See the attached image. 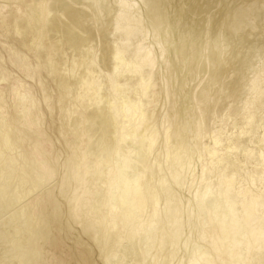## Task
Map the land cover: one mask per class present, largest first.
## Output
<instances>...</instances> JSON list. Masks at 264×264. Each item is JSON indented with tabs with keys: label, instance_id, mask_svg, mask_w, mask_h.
<instances>
[{
	"label": "bare ground",
	"instance_id": "6f19581e",
	"mask_svg": "<svg viewBox=\"0 0 264 264\" xmlns=\"http://www.w3.org/2000/svg\"><path fill=\"white\" fill-rule=\"evenodd\" d=\"M48 1L50 0H0V30L8 35L7 37L9 44H6L9 46V50H6L8 47H6V41L4 42V39L3 42L5 44V47L1 44L0 45L3 47V49L5 48V52H9L11 56L13 55V53L17 55V57L12 56L11 58L13 59L10 60L9 58L8 60H10V63L12 60H14V66L18 65L19 63L20 66H24L25 69H23L22 66L21 68L25 72L24 74L30 77L29 79L31 81L27 82L26 80H22V77H18V75L14 77L13 75H10L7 72L5 66V56L1 53L0 220H2L0 221V264H40L41 255L37 251V248L40 244L46 242L51 235V232L48 233V222L52 225L54 232L53 240L49 245V255L51 257V260H49V264H72V256L74 257V259H76V264H127L125 263V251L121 252V249H118L119 246L123 245V239L121 237H118L115 239L113 244L111 243L109 245H106L98 236H95L93 233L88 231V227L91 224H93L98 230L97 234L99 232H108L110 230L109 228L115 227L122 231V234L125 238L135 236L141 237L144 244H146V248L143 245V251V248L141 247L143 255H140L139 264H155L157 262V258L168 244L167 242L174 246L179 244L182 239L185 240V235H183L184 231H186L184 230V228H186L185 225L189 224L186 225L189 227L190 225H192L191 222L193 221V215H185L183 214V210V212H181L179 208L182 207L181 209H184L183 206H179L178 208L177 205H179L181 202L177 203V205L173 203L178 199V197L176 199V197L173 196L175 200H171L170 197L172 195L170 196L171 192L169 193L171 186H168L170 184H167V178H173V180L176 179L174 181L177 182L178 176L181 175V168H185L187 164H190L193 161L192 157H194V154L192 153V156L189 155L191 149L193 148L190 149L189 145L184 146L185 150H183L181 156V165L179 167H175L174 170L171 169L170 173L165 174L166 177H164V175H161V178L159 177L158 185L156 186V188L152 190L149 189L151 187H149L147 185V182L145 181V172H140L136 176L134 181L130 183L128 182L130 179L129 168L132 167L134 159V146L138 142L145 141L147 152L148 154L152 155V152L157 149V147L154 148V146L158 141L157 137L160 134V131L163 130V133L166 137L171 127V117L168 120L162 122L161 125L159 124L160 126L157 125L159 126V128H156L155 125L152 127L149 126L151 123L150 118L155 114V108L161 100V96L169 93L167 89L169 87L166 86L167 84H165V86L160 85V83L165 80H162L159 83L160 78H162L160 76L162 74L165 75L164 73L167 72L166 71L161 74L160 63H164L165 66H163L164 64H161L163 67H166L169 62L166 57V53H168L167 44L170 40L167 29L168 26L166 25V27L162 28V26H165L166 23L163 25V21L160 22L157 20L158 14L155 16V18L157 17L156 19L152 18L153 20H155V23L154 21H152V24L156 26L154 31L161 30L163 32L161 37L157 35H155L156 37L153 36L157 38L158 44L157 42L155 43L159 46V49L162 52H159V54H161V56L158 55L161 57V59H159L160 57L158 58V56H156L157 52L153 51V48H148V46L146 45L147 43L144 44L149 34L146 37L147 33H145V30H143V21H145L146 18L144 20L142 19V15H140L141 13H139L141 8H139L137 3L135 1L133 2V0L131 1L133 3H136L137 8L140 10L137 11L135 4H131L127 0H119L117 7L114 6L116 10L118 9L117 11H119V13L116 12L118 16L116 13L112 14H116L118 20V22L114 21L116 22L114 31L117 35L120 34V36H122L115 42L114 45H108L107 47L106 53L107 58L109 59L110 67H108L107 70L100 68V70H98L99 73H97L98 75L96 74L97 76L95 77L94 74L92 75V73L90 72L91 69L89 70L85 66L87 65L85 64V61L87 60L86 58L78 59L74 57H64L63 55L59 56L58 50H60V48H62L64 44H67L68 41H71L72 35L74 40V30L77 29L76 27L78 25V13L76 12V10H80L81 13L83 11V9L80 7H76L74 9L73 7L76 6V4H82V7L88 8L92 11L91 19L85 16V21L90 26V28L93 26L94 30L100 32L97 29V27H99L97 25V22L99 23V21L103 19V12L100 10V7L102 6H98L99 0H71V4L67 3L65 0H61L62 9H59L61 10L60 14H58L57 16H53L62 20L60 21L62 23L59 22V25L55 20L54 27L56 26L55 28H57V31H60L63 34V40H60L59 38L58 40H54L50 35V30H48L47 25L48 21H50L48 17H50L51 14L48 7ZM88 1L95 3V7H91V4ZM142 1H140L141 3H138L140 5H144L143 7H145L146 5L142 3H146L148 0H146V2L145 0L144 2ZM162 1L163 0H161V3ZM165 1L167 3V0ZM149 2L150 6H152V2L154 3V0L148 1V3ZM159 2L160 1L158 0V2H156L157 4L155 3V5L159 6ZM181 2L183 3L184 1L181 0ZM260 2L261 0H243L242 5H239V7H237L232 13L233 17L230 24L232 30H238L239 24L245 20H249L248 18H251V20L254 21L257 18H261L256 15V12L258 11L264 13V6L259 5ZM105 4L106 3H104V5ZM166 5L169 4L167 3ZM151 9L152 7L150 8V10ZM72 10H75V13H73ZM146 10L149 9L146 8ZM153 10L156 12L157 8H153ZM38 11L39 14L37 15L35 21H33V19L35 18V14ZM143 12L146 13L147 11ZM163 12L165 13L164 9L162 13ZM148 13L142 14L146 17V15L148 16ZM159 13V15H161V12ZM149 14L152 15L153 13ZM163 17L165 18L166 15H164ZM111 18H113V15ZM111 18L108 19H110L112 22L113 19ZM67 19L68 23H65V20ZM108 19L106 20L107 23L109 21ZM73 21H77V25H75L76 23L74 24ZM72 22L74 24L73 26ZM208 23H210V20ZM30 25H34V31H36L35 40H33V43H35L37 47L36 48L34 45L37 57L40 51L43 50V52L41 53L44 59L42 75H38L36 73V68L39 65L38 58H29L27 54L29 52L21 48L17 42L19 38H21L20 34L23 33V27H29ZM146 29L149 30V28ZM94 30H89V35L88 37L86 36L88 43H86L84 46H81L80 48L75 47L74 52L77 55L80 54L81 51H86L85 53H87V56L90 55L89 53L96 46V41L98 40L97 38L96 40L93 37L94 35H96L94 34V32L96 31ZM263 30L264 28L261 31ZM109 32L110 31L108 30V34ZM3 33L0 36L1 39L3 38ZM261 34H263L264 36V33ZM97 35L95 37H98L99 40H101L100 44H102L103 35ZM150 37L152 38V35H150ZM242 39H247V41L249 40L248 36L244 33L242 35ZM109 41L111 42V39ZM110 42L108 43V41L106 40V43L110 44ZM149 47H151V45ZM9 53H7V56L9 55ZM33 56H35V53L33 54ZM239 61L241 62L242 58ZM49 62L50 65L51 63H55L61 68L59 74L57 75V79L61 83H65L67 85H73L74 82H72V78L73 76L76 77L77 75V73L76 75H71V72H75L76 67L82 69V71L79 72L77 79V82L79 80L82 81L78 83L80 84V90L77 91L76 89H74V86H69L65 90V94L68 99L73 98L77 94L81 96V103H78L75 106L73 105L70 107H63L59 104V98L56 94L50 95L47 92V90L52 86V74L50 73V71H48ZM13 65L11 64V66ZM261 69L262 71L264 70L263 68L258 69L259 72L257 71L255 75H257V73H260ZM23 71H20L22 72L21 74H23ZM168 74L169 73H167L166 76ZM14 78L17 81L16 83H21H15L16 86L22 85V87L19 86L20 91L13 85L15 82ZM256 78L255 80L257 81L258 79ZM253 80L250 83H253ZM32 81L34 82L33 85H35V87H38V93L40 96L36 95L35 92L37 91H34L35 88L33 89L32 87ZM169 81H167V83ZM77 82H75L76 86L78 85ZM162 83L164 84V82ZM102 85L105 86L107 92L106 96H104L105 102H108V105L106 106L107 108H104V112L108 114V116H104H106L109 121L106 119L107 121L105 123L101 122L102 125L100 126L103 127L105 131L110 130L111 134L109 136V140H111V145L114 146L115 149L119 146L121 147L122 142L127 139L131 144L133 143V145H129L130 148H133L127 151H123L122 153H115L114 156L109 158L107 162L105 160H101V162H106L103 163V167L100 166V157H98L99 154L96 155V160H94V163L96 162L99 170H97L95 174L96 184L93 188V198L86 208V213L83 217L79 213L77 203L80 197V192L87 185L84 170L82 169L83 165L86 164L85 160H82L80 158L78 159V156L76 157V155H74V165L77 167L71 170L69 173L65 175L63 174L60 179L59 195L61 199L64 198V201L66 200L64 205H66L67 207L64 208V202L62 203L61 199L53 193V190H40L45 182H48L49 180L54 178L56 169L59 166V151L55 147L52 138L45 131L46 129L44 127V117L46 112L44 111L45 108L43 107V104L45 102L46 105H44L57 122L54 131L58 134V136L65 137L72 130L71 126H75V129L82 132L86 127H88L85 125L87 111L90 108L96 107L102 109L101 106L105 105V102H103L101 95L103 94L102 88H104ZM156 85L158 87H156ZM256 85L257 84L255 83L254 86ZM249 86H251V84ZM259 86L261 87V84ZM152 91V95H149V93ZM251 94L254 95H250V97H248V105L250 104V102V105H252V101H254V99L259 102V98L264 95V90H259L258 92ZM168 97L170 96H167V98ZM242 104L244 103L242 102ZM254 106L255 105H253V107ZM173 107H175V105L170 106L169 111L172 112ZM244 107V111L242 110L243 116H248L247 118H250L251 112H254L251 111V109L253 110L252 106H250L251 109H249L250 107L244 109ZM239 109H242V107H239ZM255 109L258 111L256 107ZM72 116H74V122L70 121L72 120ZM243 116L241 115V117ZM110 117H112L111 120ZM244 119L246 120L245 117ZM229 121H231V118ZM236 122L237 121L235 120V123ZM239 123H237L236 125H240ZM244 124H246V122ZM143 126H145V129H143L142 133L139 134V131ZM256 126L257 125L255 124L254 127L256 128ZM221 127H223V125ZM239 128L240 127H238V130ZM216 130L217 128H215V131ZM229 130L230 132H232L230 128ZM229 130L226 129L225 131L227 132ZM254 130L256 129H253V131ZM206 131L207 133L209 132V130ZM221 132H224V130L220 131V133ZM230 132H228L229 134L227 133L228 136L231 134ZM209 134L210 133H208V135ZM139 135L143 136L141 140L138 138ZM216 136H212V140L215 139L213 140L215 141L214 147H210L212 149H210V151L208 150V152H206L207 150L205 149L206 153H204V159H206L207 162H204L205 165L202 167L201 171L203 173L202 178H204V176L206 175H211L212 177H214L212 181L206 182L207 187L205 189V193L213 191L215 194H217L219 203L217 206H215V208L203 206L202 204H200V200L195 203L201 210L204 209L202 212H204V214L206 213L207 218L203 219L204 222L202 223V225H204V227H201L199 225L201 227V232L200 235H198V238L196 237V234V242H194L195 240L192 239L193 234L189 233V237H186L187 239L185 246L189 244L191 245L193 243L196 245V248L194 246H191L194 247L196 253L192 251V253H194L191 257L194 256L195 258L192 259L193 263L191 261L190 264H253V261L255 262V264H264V193L255 192V188L262 187L264 189V139L263 141H261L263 142V147L262 149H259L258 147L260 145L258 143V146H256V143L253 144L254 142L250 141L249 142L253 145H251L252 147L248 144L239 145L237 141H234L236 142V145L233 144L234 146L232 145L233 142L231 143V146H229L228 144H224L222 146L220 135L217 136L220 137V139H217ZM237 138L239 139V137ZM227 140L228 138L226 139V141ZM224 141L225 139L222 142ZM226 141L225 143H227ZM253 141L257 140L255 139ZM64 143L68 146L70 140L67 138V141ZM33 144L36 145V151L34 150L32 155H27V150ZM109 149L112 150L113 147H110ZM239 149H242V154L244 153L246 155V159H243L242 157L243 160H246L245 162H247L249 159L251 160L252 157L258 158V160H260V162L257 161L260 163L259 167H257L253 171H249L247 170V168L245 170L244 167H246V165L243 164L244 161H239V155L240 157L242 155L240 154L241 151H239ZM200 151L198 152L197 150L198 154H202L200 153ZM159 155H152L150 156L149 160L159 158ZM69 157L71 159V154ZM201 160H203V157ZM118 162L120 163V165L118 164ZM4 178H10V180L4 181ZM180 180L181 179H179V181ZM171 181L168 183H171ZM30 189L34 192L32 193L31 198L29 199L27 204L24 205L19 212L15 214L11 213L10 215L7 214L5 215V217L3 211L5 207L9 206V203L13 201L11 195L22 194L23 192L30 191ZM37 190L39 191L36 192ZM68 191L69 196H66V194L68 195ZM159 191L164 194V199L166 202H163V200H161ZM173 193L174 192H172L171 194ZM64 196H66V198ZM194 198H197V194ZM163 203L165 204L163 205ZM197 216L198 215H196V217ZM2 217L5 218L3 219ZM67 218H71L70 220H72L73 223L75 222V224H77V227L79 226V230L77 229L79 232L78 235L73 236V232L76 228L73 230V228L69 225L70 223ZM162 222L168 223L172 228V231L170 232L169 240H165L162 236V239H160L161 241L156 239L158 241L157 242L155 238L159 228L163 225ZM166 228L167 226L165 227L164 231L166 230ZM192 229L193 227L191 228V230ZM76 233L77 231L75 232V234ZM11 234L14 235L12 236ZM203 234H208V236L206 235L207 237H203ZM69 239L73 240V246L68 247ZM23 243L26 248L22 247ZM169 244L167 246H171ZM252 245H255L257 251L253 249L255 250V253H251V255H253L252 257L250 256L251 258L249 259V261L243 262L246 261L245 258L242 261V257H244L243 254L246 255L247 251L251 249L250 247ZM153 248H156L155 251L157 252V254L155 253V255L158 256H154L152 258L150 257L151 259L149 258L147 260V257H149L147 256V254L150 255L149 252ZM249 253L250 250L248 251V254ZM139 254H141V251ZM185 261L183 259V264Z\"/></svg>",
	"mask_w": 264,
	"mask_h": 264
},
{
	"label": "rangeland",
	"instance_id": "374dc122",
	"mask_svg": "<svg viewBox=\"0 0 264 264\" xmlns=\"http://www.w3.org/2000/svg\"><path fill=\"white\" fill-rule=\"evenodd\" d=\"M65 1L69 4L72 3L71 0H65ZM118 1L119 0H103V1L99 0V4H101V5L98 4V6L99 7L102 6V7H100V10L103 12L102 13L103 19H101L99 21V23L97 22V25L99 26V27H97V29L100 32L94 30L93 26L90 28V26L85 21V16H87V18L91 19L92 11L88 8L82 7V4L77 5L75 3L76 6H74L73 8L75 9L76 7H80L83 9L84 13H83V11L81 13L80 10H76V12L78 13L77 14L78 25L76 23L77 21L76 22L73 21L74 24L76 23L75 25H77V27H76L77 29L74 30V32H75L74 33V40H73V35H72L71 41H68L67 44H64L62 46V48H60V50H58V53H59L58 55L59 56L63 55L64 57L65 56L66 57H74V58H78V59L79 58H86L87 60L85 61V64H87V65H85V66L89 70L91 69L90 72L92 73V75L94 74L95 77L98 75L97 73H99L98 70H100V68L107 70L108 67H110L109 59L107 58V53H106L107 47H108V45L109 46L114 45L115 42L117 40H119V38L122 36V35L120 36V34L117 35L114 31V28L116 26V22H118V20H117L118 14L117 13H119V11H117L118 9L116 10V8L114 6L117 7ZM127 1L131 4H135V6L137 3L139 8H141V10H140L136 6V10L137 11L140 10L139 13H141L140 15H142V19L144 20L146 18L145 21H143L144 22L143 23V26H144L143 30H145V33H147L146 37L149 34L147 37V39L148 38L149 39L148 40L146 39V42H144V44L147 43L146 45L148 46V48H151V49L153 48V51L157 52V53L155 52L156 56H158V55L161 56V54H159V52L160 53H162V52L159 49V46L157 45L158 42H157V38H155L156 37L155 35L161 37L163 32L161 30L154 31L156 26H154L152 24V21H154V23H155V20H153V19H156L157 17L155 18V16L158 14L157 20L160 22L163 21L164 22V23L162 22L163 25L166 23L165 26H162V28L166 27V25L168 26L167 29H168V35H169L170 40H169V43L167 44L168 53H166V57L169 60V62L166 65V67H163V66H165L164 63L161 62L162 64H164L163 66L160 63V65L162 66V67L160 66L161 74L166 72V71L167 72L164 73L165 75L162 74L160 76L162 78H160L159 83L162 80H165L166 83H165V81H162V82H164V84L161 82L160 85L165 86V84H167L166 86L169 87V88H167L169 93H167L166 95H162L161 100L159 99L160 101L155 108V114L150 118L151 123L149 126L152 127L155 125L156 128L157 127L159 128V126L161 125L162 122L168 120L170 117L172 118V121H171L172 123H171V127L168 131V135L165 137L163 130H161L160 134L157 137L158 141L156 144L158 146L156 144L154 146V148L157 147V149L156 150L153 149L154 151L152 150L153 151L152 155H159L160 154L158 156L159 158L149 160L150 156H152V155L148 154L145 141L138 142L134 146L135 147L134 148L135 150L133 153L134 159H133L132 167L129 168L130 169V174H129L130 179L128 182L130 183V182L134 181V179L136 178V176L140 172H145V181L147 182V185L149 187H151L149 189L152 190V189L156 188V186L158 185L159 177L161 175H164V177H166L165 174L170 173L171 169L174 170L175 167H179L181 165V161H182L181 156H182L183 150H185L184 146L189 145L190 149L193 148V149H191V151H194L195 153L191 152L189 150L190 151L189 155H191L192 153L194 154V157H192L193 161L191 162L193 165L190 163V164H187L185 168L184 167H183V169L181 168V170H180L181 175L178 176V178L180 177L179 179H181V180L179 181V179L177 178V182H176V181H174L176 179L173 180V178L172 179L167 178V184H170L168 186H171V188L169 187L171 190V191L169 190V193L174 192L173 194L170 193V196L172 195L170 197L171 200L173 201V200H175L174 197H176V199L178 197V199L175 200L176 202L174 201L173 203H175L177 205V203L181 202L180 203L181 205L180 204L177 205L178 208H179V206H183L184 209H181L182 207L179 208L181 210V212L184 211L183 214H185V215H190V214H191L190 216L193 215L192 216L193 221L191 222L192 225H190L191 227L189 226L190 229L188 226H186L189 224L185 225L186 228H184V230H186V231H184V234H183V235H185V240L182 239L183 241L181 240L179 244L174 245V246H172L171 244H169V242H167L171 246H167L168 244L166 245V247L163 249V251L161 252L159 257L157 258V262L155 263V264H180V263L183 264V262H182L183 259H184V261L186 259V261H185L186 263L184 262V264H190L192 259L195 258L194 256L193 257H191V256L193 255L194 252L196 253V251L194 249V247L196 248V245L193 243L191 245L189 244V245L185 246L186 245L185 244L186 239L189 237L188 235L193 234L192 239L195 240L194 242H196L195 236L197 234L196 237L197 238L199 237L198 235H200L201 227H204V225H202V223L204 222L203 219L207 218L206 213L204 214V212H202L204 209L201 210L199 208V206L195 203H197L198 200H200V204H202L203 206H207L209 208H211V207L215 208V206H217L219 203V199L217 197V194H215L213 191L205 193V189L207 187L206 182L212 181L214 179V177H212L211 175H206V176H204V178H202L203 173L201 171L202 167L205 165L204 162H207L206 159H204V153L208 152V150L210 151V149H212L214 147V144H215V141H213L215 139L212 140V136H214V135L219 136L220 135V137H221L220 141L222 143L221 144L222 146L224 144H226V145L228 144L229 146H231L232 142H233L232 145L233 144L236 145V142H234V141H237L239 143V145L248 144L251 146L252 143H250V142H254L253 144L256 143V146H258V144L260 145L258 147L259 149H262V147H263V145H262L263 142H261V141H263V139H264L263 138L264 137V99H263L264 95H262V97L259 98V102H257L256 99H254L255 102L252 101V103H253L252 105H250L251 102L248 105L249 101L247 99H249L248 97H250V95H254L251 93L258 92L259 90H264V84H263L264 83V75H263L264 70L263 71H262V69L260 70V73L262 71L263 74L257 73L258 76L255 75L257 71L259 72L258 69H260V68L264 69V36H263V34H261V33H264V30L261 31L264 28V20H263L264 17H262V16H264V13H261V11L256 12V15H258V17H261V18H257V19H255V21L251 20V18H248L249 20H245L242 23H240L238 30L234 31V30H232V28L230 26L231 21H232V17H233L232 13L237 7H239V5L240 6L242 5L243 0H242V2H241V0H186V1L182 0V1H184L183 3L181 2V0H170V2H169V0H167V3L169 5H166L167 3L165 0H163L162 3H161V0H159L160 1L158 4L159 6L155 5V3L158 2V0H154V3L152 2L153 5L151 4L152 6H150V2L148 3V1H153V0H148L147 2L145 0V2L148 4V6H147L146 3H142V4L146 5L145 7H143L144 5L139 4V3H141L140 1H142V0H139V1L133 0V2L135 1L136 3H133L131 0L130 1L127 0ZM48 2H49L48 7H49V10L51 12L50 17H48L50 20V21H48V25H47L48 30H50V35L53 37L54 40H58V38L60 40H63V37H64L63 34L60 31H57V28H55L56 26L54 27L55 20L58 23V25H59V22L62 20L53 16V15L57 16L58 14H60L61 10H59V9H62L61 0H50ZM142 2H144V0ZM89 3L91 4L90 5L91 7H95V3H92V2H89ZM104 3H106V4L104 5ZM113 4H115V5H113ZM259 5L264 6V0H261ZM160 6H161V8H160ZM142 7H143V10H142ZM149 7L150 8L152 7V9H151L152 11L150 10ZM37 8H38V6H37ZM146 8H148L149 10H146ZM153 8L154 9L157 8L156 12L153 10ZM163 9H164L165 13L164 12L162 13ZM166 10L167 11L169 10L168 11L169 14L167 13ZM105 11H107V12H105ZM143 11H147V12L145 13ZM72 12L75 13V10L74 11L72 10ZM104 12L106 13L107 17L105 16ZM148 12L153 13V14L151 15ZM154 12H155V14H154ZM159 12H161V15H159L160 14ZM112 13H116L117 16H116V14H112ZM142 13L143 14L148 13V16L146 15V17H145V15H143ZM38 14H39V11L35 14V18L33 19V21H35ZM107 14L111 15V16H108ZM112 15H113V18H111ZM164 15H166L165 18L163 17ZM143 16H144V18H143ZM148 17H150V18H148ZM161 17H162V19H161ZM108 18L113 19V21L111 22V20ZM107 19L109 20L108 23L106 21ZM147 19H151V20H147ZM102 20H105L106 22L102 21ZM209 20H210V23H208ZM114 21H116V22H114ZM149 21H151V22H149ZM73 22H72V26L74 25ZM148 22H149V27H148ZM60 23H62V22H60ZM65 23H68V19L65 20ZM114 23H115V25H114ZM111 25H112L113 29L111 28ZM33 26L32 25H30L29 27L24 26L23 31H22L23 33L20 34L21 38H19V40L17 42L21 48H23L29 52V53H27L29 58H31V57L32 58H34V57L38 58L39 65L36 68V73L38 75H42V71H43L42 68L44 65V59H43V56L41 55V53L43 52V50L40 51V53L38 54V57H37L36 50L34 49L35 43H33V40H35L36 31H34ZM145 27L149 28V30L146 29ZM152 28H153V30H152ZM91 29L98 32V33L94 32V34H96V35L98 34L99 36L101 34L103 35V38H102L103 43L101 42L102 44H100L101 40H99V38L95 37L96 35L93 34L94 35L93 37L95 39L97 38L98 40L96 39L97 40L96 46L91 50V52L89 53L90 55L87 56L86 55L87 53H85L86 51H83V52L81 51V53L77 55L74 52L75 47L80 48L81 46H84L86 43H88L86 36L88 37V35H89L88 32ZM107 29L110 31L109 34H108ZM146 30H148V31H146ZM2 33H3V31L0 30V36L2 35ZM114 33L116 34V36ZM243 33L248 36V39H249L248 41H247V39L246 40L242 39ZM105 34H106V36H105ZM150 35H152V38L150 37ZM4 36H6V37H4ZM7 36L8 35L3 33V36H2L3 38L1 39V37H0V44L1 45L4 46L6 43L9 44ZM153 36H155V37H153ZM113 38L116 40H114ZM3 39H4V42L6 41L5 44L3 42ZM110 39H111V42L109 41ZM150 39H153L154 41L150 40ZM155 39H156V41H155ZM106 40L108 41V43L110 42V44L111 43L112 44L110 45V44L106 43ZM97 42H99V43H97ZM155 42H157V44ZM7 44H6V47H8V48L6 50L8 51L9 46ZM1 45H0V56H1V53H2V55L5 56L4 57L5 62H6L5 66H6L7 72L10 75H13V77L18 75V77L19 76L22 77L21 78L22 80H26L27 82L28 81L31 82L29 79L30 77L27 76L26 74H24L25 72L22 70V68H21L22 65L20 66V63L16 66H14L15 64L13 65V63L15 62L14 60H12L10 63V60L13 59L11 57L12 56L17 57V55L15 53H13V55L11 56L9 52H7V51L5 52V50H4L5 48L3 49V47ZM150 45H151V47H149ZM35 47H36V45H35ZM7 53H9L8 56H7ZM34 53H35V56H33ZM94 55H96V56H94ZM76 56H78V57H76ZM160 56H158V58ZM16 57H14V58H16ZM6 58H7V60H6ZM9 58H10V60H8ZM241 58H242V61L240 62L239 60H241ZM159 59H161V57ZM11 64L13 66H11ZM14 67H16V68H14ZM22 67H23V69H25L24 66H22ZM60 69L61 68L57 64L51 63V65H50V62H49L48 71H50V73L52 74V81H51L52 86L50 87V89L47 90V92L50 95L56 94L59 98V104L63 107H70L73 105L75 106L78 103H81L82 102L81 96H79L77 94L73 98L68 99L66 97L65 90L69 86H74V89H76L77 91L80 90L79 89L80 84H78V83H80L82 81L79 80L77 82V79H78V74H79V72L82 71V69L79 67H76L75 72H71V75H76V73H77L76 77L73 76V78H72L73 79L72 82H74L73 85H67L65 83H61L57 79V75L59 74ZM20 71H23V74H21L22 72H20ZM167 73H169L168 74L169 77H168V75L166 76ZM254 75H255V77H254ZM261 75H263V76H261ZM163 76H164V78H163ZM259 76H261V77H259ZM15 78H17V77H15ZM255 78L258 80L256 81ZM251 79L252 80L254 79L256 82L253 80V83H250V82H252ZM167 81H169V82L167 83ZM16 82L17 81L15 79V82L13 85L16 87V89L18 88V90H19L20 85L16 86L15 85ZM75 82H77V84H78L77 86L75 85ZM254 82L257 84L256 86H254L255 85ZM16 84H21V83L18 82ZM33 84H34V82L32 83V87H33V89L35 88L34 91H37V92H35L36 95L40 96L38 93V91H39L38 87H35V85H33ZM246 84H248V85H246ZM250 84H251V86H249ZM258 84L259 85L261 84V87ZM102 86L104 88H102L103 94H101V95H102L103 102H105L104 96H106L107 92H106L105 86L104 85H102ZM242 86H243V88H242ZM258 86L261 89H259ZM20 87H22V85ZM156 87H158V86L156 85ZM251 88H252V90H251ZM169 89H170V91H169ZM254 89H256V90H254ZM244 90H246V91H244ZM77 91H75V92H77ZM152 93H153V91L150 92L149 95H152ZM167 96H170V97L167 98ZM162 97H163V99H162ZM242 102L244 104H242ZM246 103H247V106H246ZM257 103H258V105H257ZM44 104H45V102H44ZM44 104H43V107L45 108L44 111L46 112V114H45L46 118L44 117V124H45L44 127L46 129L45 131L52 138V141L54 142L55 147L59 151V153H58L59 166L57 167L58 170L56 169L54 178H52L48 182H45L43 184L42 188H40V190L51 189V190H53V193L55 195H57L58 198H60V195H59L60 184L59 183H60V179H61L62 175L69 173L71 170H73L74 168L77 167L74 165L75 164L74 163L75 158H73V156L76 155V157L78 156V159L80 158L82 160H85L86 164L83 165L82 169L84 170V175L86 178L87 185L80 192V197H79L78 203H77L79 213L84 217L85 213H86V208L88 207V205L90 204V202L93 198V188H94V185L96 184V175L95 174H96V171L99 170V167H97L96 162L94 163V160H96L95 159L96 155L99 154L98 157H100V159H99L100 166H102L103 163H106L109 158L114 156L115 153H122L123 151H127V150L132 149L133 147L130 148L129 145H133V143L131 144L130 141L127 139L124 142H122L121 147L119 146L116 149L114 146L111 145L112 142H111V140H109V136L111 134L110 130L105 131L104 128L100 126V125H102L103 122L105 123L107 120L109 121V119H107V117H106V116H108V114H106L104 112V110H105L104 108H107L106 106L108 105L107 101L105 102L104 106H101L103 111H102V109H99L97 107L96 108H90L87 111L86 119H85V125L88 127H86L85 130H83L81 132V131L75 129V126H73V127L71 126L72 130L65 137L58 136V134L54 131L56 128L57 122L55 121L54 117L50 114V112L47 110V108L45 106L46 104L45 105ZM174 105H175V107H173L172 112L169 111L170 106H174ZM253 105H255V106L253 107ZM250 106H252L253 110L251 109ZM239 107L240 108L242 107V109H239ZM243 107H244V109H246L247 107H250L249 109H251V111H254V112H251L250 118H247L248 116H243V113H242ZM255 107L258 109L259 112L255 109ZM238 109H239V111L240 110L241 111L239 112ZM102 113H103V115H102ZM234 114L237 116H235ZM104 115H106V116H104ZM231 115H232V117H231ZM241 115L243 117H241ZM73 117L74 116H72L71 117L72 120H70L72 122H74ZM236 117H238V118H236ZM244 117L246 118V120L244 119ZM230 118H231V121H229ZM111 119H112V117H110V120ZM235 120L237 121L236 123H235ZM244 120H245L246 124H244L245 123ZM232 121L234 122V124ZM239 121H240V123H239ZM237 123H239L240 125L237 126L236 125ZM241 124L244 126H242ZM255 124L257 125L256 128L254 127ZM157 125H159V126H157ZM222 125H223V127H221ZM225 125H227V126H225ZM210 126H211V128H210ZM144 127L145 126H143L140 129L139 134H141L143 129H145ZM224 127L228 130L230 128L232 130V132H230V130L226 132L225 131L226 129ZM227 127H229V128H227ZM238 127H240L239 130H238ZM241 127H243V128H241ZM215 128H217L216 131H215ZM221 129H223L224 132L220 133V131H223ZM253 129H256V130L253 131ZM206 130H209V132H208V133H210L209 135H208ZM214 131H215V133H214ZM228 132H230L231 134L233 133L232 135L230 134L232 137L230 135L228 136V134H229ZM234 132H236V133H234ZM55 134H56V136H55ZM210 135H211V137H210ZM225 135H227V136H225ZM217 136H216V138L220 139V137H217ZM235 136H236V138H235ZM37 137H40V136H37ZM66 137L70 140V143L68 146L65 145V143H64L67 141ZM142 137H143L142 135H139L138 138L141 140ZM224 137H226V138H224ZM237 137H239L240 140ZM240 137L244 140H242ZM222 138H223V140L225 139V141L228 138V140L226 141L227 143H225V141L222 142L223 141ZM246 139L248 142L249 141L250 142L248 143L246 141ZM251 139H252V141H251ZM255 139L257 141H253ZM248 145H245V146H248ZM110 147H113V149L110 150L109 149ZM210 147H212V148H210ZM35 149H36V145L33 144L27 150V155H32V153ZM195 149H196V151H195ZM158 150H160V151H158ZM197 150H198V152L201 150L200 153H202V154H198ZM241 150L242 149H239V151H241ZM154 152L155 153L157 152V153L155 154ZM70 154H71V159L69 157ZM240 154H242V151L240 152ZM201 156L203 157V160H201L202 159ZM242 157H243V159H246V155L244 153L241 155V157L239 155V161L240 162L244 161L243 164L246 165V167H244V165H243L245 170L247 168V170L253 171L257 167H259L260 160H258V158L252 157L251 160L249 159L250 161L248 160L247 162H245L246 160H243ZM101 160H105L106 162L105 161L101 162ZM196 161L197 162L199 161L198 162L199 164ZM257 161H259V162H257ZM249 162H250V164H249ZM247 163H248V165H247ZM118 164L120 165L119 162H118ZM196 164H198V165H196ZM263 166H264V162H263ZM188 168L189 169L191 168V169L189 170ZM182 176H183V178H182ZM3 180L9 181L10 178H4ZM170 181H171V183H168ZM174 182H176V183H174ZM38 191L39 190H37L36 192H38ZM66 191H67V189H66ZM33 192L34 191L30 189V191L23 192V193L21 192L22 194L11 195V198L13 201L11 203H9V206L5 207V209L3 211L4 216L7 214L10 215L11 213L15 214V213L19 212L22 209V207L27 204V202L31 198V195ZM255 192H263L264 193V189L262 187L255 188ZM67 193H68V195L66 194V196H69V191ZM159 193L161 195V200H163V202H166L164 199V197H165L164 194L161 191H159ZM196 194H197V198L195 199L194 197ZM66 196H64V197L66 198ZM190 200H192V201H190ZM193 200H194V203H193ZM61 201H62V203L64 202L63 205L66 202V200L64 201V198H62ZM189 202H191V203H189ZM164 204L165 203H163V205ZM65 207H67V206L64 205V208ZM190 210H191V212H190ZM186 213H188V214H186ZM196 215H198V216L196 217ZM70 219L71 218H67V220L70 223V224L69 223L68 224L73 228V230L76 228L75 231L73 232L74 233L73 236H76L79 233L78 232L79 226L77 227V224H75V222L73 223V221ZM47 224H49L48 225V231H49L48 233L51 232V235L49 236V238L46 242L40 244L39 247L37 248V251L41 255L40 264H49V262H50L49 260H51V257L49 255V245L51 244V242L53 240L54 232H53L52 225L49 222ZM162 224L163 225L159 228V230L156 234L155 240L157 239V240L161 241L160 239H162V236L165 240L170 239V232L172 231V228L169 226L168 223L162 222ZM164 226L165 227L167 226L165 231H164V229H165ZM192 227L194 230L193 229L191 230ZM109 229L110 230L108 232H102V233L99 232L97 234L98 230L96 229V227L93 224H91L88 227V231L93 233L95 236H98L106 245H109L111 243L113 244V242L115 241L116 238L121 237L123 239V245L119 246L118 249H121V252L125 251V261H126L125 263H127V264H139L140 263V255H143V251H144L143 247L145 246V248H146V244H144L142 238L138 237V236L125 238L122 234V231H120L118 228L114 227V228H109ZM189 230H190V232H189ZM76 231H77V233L75 234ZM206 235L208 236V234H203V237H207ZM183 238H184V236H183ZM72 242H73L72 239L68 240V244H69L68 247L73 246L74 242L73 243ZM191 246H194V247H191ZM22 247L23 248L25 247L24 243L22 244ZM250 248L251 249H249L250 250L249 254H248L249 250L247 251L246 255L243 254L244 257H242L243 258L242 261L244 260V258L246 259V261H243V262L249 261V259L253 255V254L251 255V253L252 252L255 253L254 252L255 250L257 251L255 245L254 246L252 245ZM253 249H255V250H253ZM152 250H153V252H152ZM152 250L149 252L150 255L147 254V256H149V257H147V260L150 257L152 258L154 256H158V255H155V253L157 254V252L155 251L156 248H153ZM140 251H141V254H139ZM192 251H194V252L192 253ZM169 258H170V262H169ZM181 258H182V260H181ZM71 259H72L73 263L72 262H70V263L76 264L77 261H76V259H74L73 256L71 257ZM179 260H181V261H179ZM192 263H193V261H192ZM229 264H233V263H229ZM253 264H255L254 261H253Z\"/></svg>",
	"mask_w": 264,
	"mask_h": 264
}]
</instances>
